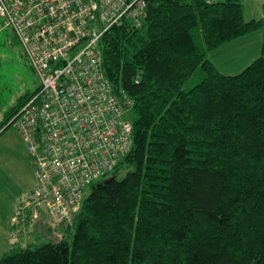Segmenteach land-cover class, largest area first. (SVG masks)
<instances>
[{
    "label": "trees",
    "instance_id": "16d2710c",
    "mask_svg": "<svg viewBox=\"0 0 264 264\" xmlns=\"http://www.w3.org/2000/svg\"><path fill=\"white\" fill-rule=\"evenodd\" d=\"M146 1L141 28L114 25L100 41L107 78L133 100L131 151L60 241L12 246L0 264H264V40L234 75L207 57L264 18L245 20L240 0Z\"/></svg>",
    "mask_w": 264,
    "mask_h": 264
},
{
    "label": "built area",
    "instance_id": "2783aa9c",
    "mask_svg": "<svg viewBox=\"0 0 264 264\" xmlns=\"http://www.w3.org/2000/svg\"><path fill=\"white\" fill-rule=\"evenodd\" d=\"M146 15V0H0V31L12 32L39 77L9 122L33 166L9 220L21 248L29 226L71 225L90 187L131 151L133 100L107 78L100 41L114 25L141 28Z\"/></svg>",
    "mask_w": 264,
    "mask_h": 264
},
{
    "label": "rangeland",
    "instance_id": "374dc122",
    "mask_svg": "<svg viewBox=\"0 0 264 264\" xmlns=\"http://www.w3.org/2000/svg\"><path fill=\"white\" fill-rule=\"evenodd\" d=\"M236 71L233 73H236ZM202 75L203 72L199 68L197 72L184 84L183 89L187 90L199 83L202 79ZM38 84L39 77L33 71L29 61L24 56L22 48L16 37L9 29L0 31V120L3 119L4 114L11 108L18 105L20 106L21 103H23L21 101H24L23 99L32 94L36 90ZM133 118L134 114L133 111H131L129 119L132 120ZM5 133V137L3 139L4 141H1L0 139V201L4 200L5 190L8 191L11 189L15 191L18 187L20 188V179H18L20 176H18V171L20 168L19 166H21V162L14 158L15 152H13L11 146L10 151L6 150L3 146L5 141L12 142V140H14L13 136L15 134V129L13 127H9ZM26 158L28 165L31 168L32 181H34L33 168L30 165L31 162L29 156L26 155ZM125 172V167L119 168L116 171L115 176L120 179L125 175ZM109 177H111V175H108L106 178ZM11 216L12 214H10V218ZM46 222L52 224L47 225L53 226L52 229H46L40 225L29 227V229H32L30 234L36 238V245H41L47 242L56 243L61 240L63 234L62 228L59 225L55 226L56 224L54 225L49 220H46ZM72 231H74V227H71L69 234L66 235V239L68 241L71 240ZM9 251L1 254L0 249V258L9 253Z\"/></svg>",
    "mask_w": 264,
    "mask_h": 264
},
{
    "label": "crops",
    "instance_id": "0c3cea01",
    "mask_svg": "<svg viewBox=\"0 0 264 264\" xmlns=\"http://www.w3.org/2000/svg\"><path fill=\"white\" fill-rule=\"evenodd\" d=\"M243 6V17L245 20L264 18V0H240ZM264 40V26L251 33L245 34L239 38H236L230 42L222 44L221 46L210 51L208 59L214 64V66L225 75H234L245 68L251 61L259 57L263 51L262 44ZM237 70V71H236ZM236 73H233L235 72ZM0 133L1 141H4L5 132ZM5 133V134H4ZM14 140L12 142L5 141L3 146L6 150L10 151V146L14 153V158L21 162L19 166L20 176V188L15 191L9 189L4 191V200L0 201V249L1 254L9 251L12 246H18L19 244L13 240L9 229V218L12 214L14 206L20 196L29 192L34 181H32L31 168L28 165L24 143L15 130ZM31 165V163H30ZM33 168V166L31 165ZM32 182V184H31ZM28 190V191H27ZM37 223L32 226L39 225ZM31 226V227H32ZM30 227V226H29ZM26 230V245L35 244L36 238L32 234V229ZM25 238L21 236L22 240Z\"/></svg>",
    "mask_w": 264,
    "mask_h": 264
},
{
    "label": "water",
    "instance_id": "95a60500",
    "mask_svg": "<svg viewBox=\"0 0 264 264\" xmlns=\"http://www.w3.org/2000/svg\"><path fill=\"white\" fill-rule=\"evenodd\" d=\"M113 178H114V176H111V177H109V178L104 179L102 182H100V183H98V184H103V183L106 182L107 180H109V179H113Z\"/></svg>",
    "mask_w": 264,
    "mask_h": 264
}]
</instances>
